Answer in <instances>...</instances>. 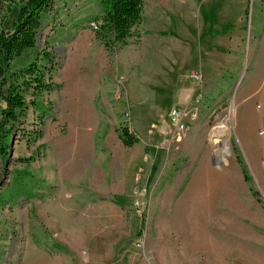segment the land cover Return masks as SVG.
<instances>
[{"label": "rangeland", "instance_id": "rangeland-1", "mask_svg": "<svg viewBox=\"0 0 264 264\" xmlns=\"http://www.w3.org/2000/svg\"><path fill=\"white\" fill-rule=\"evenodd\" d=\"M101 15L57 0L12 64L46 49L55 88L0 156V264H264V0H145L113 51Z\"/></svg>", "mask_w": 264, "mask_h": 264}, {"label": "trees", "instance_id": "trees-1", "mask_svg": "<svg viewBox=\"0 0 264 264\" xmlns=\"http://www.w3.org/2000/svg\"><path fill=\"white\" fill-rule=\"evenodd\" d=\"M17 0H0V21L8 7ZM57 0H24L19 5L10 29L0 28V156L7 158L13 132L22 123L29 104L40 105L45 92L54 90L52 79L55 61L51 52L43 50L21 67L12 69L15 60L30 54L37 47L38 37L45 24V13ZM101 25L97 36L108 49L127 44L133 29L143 19L145 0H101ZM94 23V22H93ZM43 60V62H39ZM28 94L32 97L29 101ZM41 135V133H40ZM118 136L125 147H132L139 137L121 126ZM240 162H243L238 156ZM246 174V169H243Z\"/></svg>", "mask_w": 264, "mask_h": 264}, {"label": "built area", "instance_id": "built-area-1", "mask_svg": "<svg viewBox=\"0 0 264 264\" xmlns=\"http://www.w3.org/2000/svg\"><path fill=\"white\" fill-rule=\"evenodd\" d=\"M100 25H101V21L94 20V28L92 29L98 30ZM193 77L195 80L200 81L202 78V74L195 72L193 73ZM183 114H185V112H183L181 108H175L171 113V122L174 124L175 131H177L176 133L177 140H180L184 132H186L188 129L186 123L182 119Z\"/></svg>", "mask_w": 264, "mask_h": 264}, {"label": "crops", "instance_id": "crops-1", "mask_svg": "<svg viewBox=\"0 0 264 264\" xmlns=\"http://www.w3.org/2000/svg\"><path fill=\"white\" fill-rule=\"evenodd\" d=\"M98 37V36H97ZM99 38V37H98ZM100 39V38H99ZM103 42V41H102ZM104 44V43H103ZM104 46H105V48L107 49V50H109V51H113V49H108L107 47H106V45L104 44ZM121 49V48H120Z\"/></svg>", "mask_w": 264, "mask_h": 264}, {"label": "bare ground", "instance_id": "bare-ground-1", "mask_svg": "<svg viewBox=\"0 0 264 264\" xmlns=\"http://www.w3.org/2000/svg\"><path fill=\"white\" fill-rule=\"evenodd\" d=\"M92 25L94 26V23H92Z\"/></svg>", "mask_w": 264, "mask_h": 264}]
</instances>
